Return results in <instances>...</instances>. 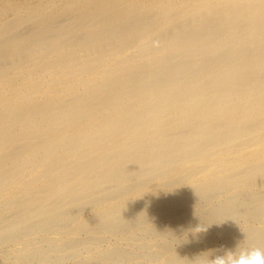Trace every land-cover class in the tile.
Here are the masks:
<instances>
[{
    "label": "bare ground",
    "instance_id": "6f19581e",
    "mask_svg": "<svg viewBox=\"0 0 264 264\" xmlns=\"http://www.w3.org/2000/svg\"><path fill=\"white\" fill-rule=\"evenodd\" d=\"M238 243L264 247V0H0V264Z\"/></svg>",
    "mask_w": 264,
    "mask_h": 264
},
{
    "label": "clouds",
    "instance_id": "9594fccd",
    "mask_svg": "<svg viewBox=\"0 0 264 264\" xmlns=\"http://www.w3.org/2000/svg\"><path fill=\"white\" fill-rule=\"evenodd\" d=\"M206 231L201 227L199 232ZM213 258H209V256ZM192 264H264V247L238 243L234 248L221 247L197 257Z\"/></svg>",
    "mask_w": 264,
    "mask_h": 264
}]
</instances>
